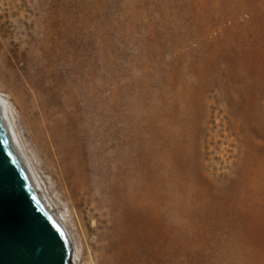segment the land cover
I'll return each instance as SVG.
<instances>
[{"label": "rangeland", "instance_id": "rangeland-1", "mask_svg": "<svg viewBox=\"0 0 264 264\" xmlns=\"http://www.w3.org/2000/svg\"><path fill=\"white\" fill-rule=\"evenodd\" d=\"M39 2L0 0L7 34L17 33V16L48 9L53 36L74 67L93 72L97 99L112 110L116 170L130 173L136 195L131 172L142 159L143 207L134 198L125 215L132 264H264V98H255L264 0ZM0 93L42 185L60 213L71 212L78 264H99L95 222L76 215L34 150L1 76Z\"/></svg>", "mask_w": 264, "mask_h": 264}, {"label": "bare ground", "instance_id": "bare-ground-1", "mask_svg": "<svg viewBox=\"0 0 264 264\" xmlns=\"http://www.w3.org/2000/svg\"><path fill=\"white\" fill-rule=\"evenodd\" d=\"M38 4L39 0H33L35 7ZM43 10L35 12V17L17 16V33L13 36L0 23V76L15 92L13 104L34 150L58 177L76 215L79 218L87 215L95 222L92 227L96 231L94 244L99 264H132L128 258L133 255L129 248L132 240L126 237L129 231L125 230V215L134 198L140 205L143 203L142 159L138 170L131 172L132 179L138 183L136 195L127 181L130 169L123 176L116 170L120 155L115 150L112 110L97 99L93 72L88 77L79 67H74L68 46L50 30L48 9ZM255 92H258L256 100L261 101L264 87H257ZM0 102L35 191L67 235L72 264H78L77 244L67 226V215L71 212L57 210L28 157L10 103L1 93ZM119 132L128 134L126 128ZM120 140L126 143V139Z\"/></svg>", "mask_w": 264, "mask_h": 264}, {"label": "water", "instance_id": "water-1", "mask_svg": "<svg viewBox=\"0 0 264 264\" xmlns=\"http://www.w3.org/2000/svg\"><path fill=\"white\" fill-rule=\"evenodd\" d=\"M64 230L35 191L0 102V264H72Z\"/></svg>", "mask_w": 264, "mask_h": 264}]
</instances>
